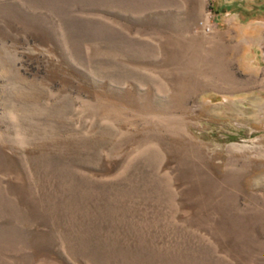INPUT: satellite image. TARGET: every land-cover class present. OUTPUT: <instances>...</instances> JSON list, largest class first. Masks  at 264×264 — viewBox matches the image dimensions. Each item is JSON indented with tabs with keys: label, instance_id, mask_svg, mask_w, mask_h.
Segmentation results:
<instances>
[{
	"label": "rangeland",
	"instance_id": "1",
	"mask_svg": "<svg viewBox=\"0 0 264 264\" xmlns=\"http://www.w3.org/2000/svg\"><path fill=\"white\" fill-rule=\"evenodd\" d=\"M0 264H264V0H0Z\"/></svg>",
	"mask_w": 264,
	"mask_h": 264
}]
</instances>
